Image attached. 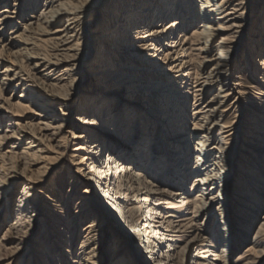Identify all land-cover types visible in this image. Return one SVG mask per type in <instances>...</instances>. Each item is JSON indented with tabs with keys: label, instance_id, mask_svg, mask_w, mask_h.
I'll use <instances>...</instances> for the list:
<instances>
[{
	"label": "bare ground",
	"instance_id": "6f19581e",
	"mask_svg": "<svg viewBox=\"0 0 264 264\" xmlns=\"http://www.w3.org/2000/svg\"><path fill=\"white\" fill-rule=\"evenodd\" d=\"M12 1L13 5L10 4ZM105 1L4 0L1 4L0 0L2 84L17 80L25 82L22 93L15 94L22 112L54 119L52 104L72 109L70 88L75 78L66 81L63 74L53 73L69 64L72 73L77 74L82 62L88 60L95 41L93 36L105 23L107 27L101 33V45L93 60L95 65L106 68L99 67V72H95L101 79L93 97L75 106L77 111L85 114L77 129L86 133L75 138L85 140L83 144H87L77 150L83 154L79 155L80 166L76 174L91 184L90 191L97 187L99 205L119 225L121 244L132 239L131 244L146 245L142 252L146 262L176 264L180 260L179 264H188L187 251L190 252L188 260L190 256L197 257L195 251L210 252L215 245L205 236L204 227L218 214L217 218L221 220L217 219L216 223L223 226L222 247L220 253L212 256L213 261L228 264L227 253L233 249L234 238L227 228L231 222L227 191L231 180L226 161L231 154L229 134L236 125L225 121L224 102L232 91L234 54L245 38L247 24L255 19L253 14L263 0H128L126 3L120 0L126 5L122 15L116 4L110 6L111 11L103 9ZM26 2L32 7L33 15H30L29 24L21 26L18 19ZM100 13L110 17L101 20ZM10 26L11 39L2 44L1 37ZM260 26L261 34L253 41L254 45L264 43V40L259 41L264 38V20ZM86 37L89 38V51L82 45ZM125 55L140 59L143 70L151 73L149 84L131 82L132 78L127 74H122L123 78L114 74L115 62L120 64ZM261 57L258 60L263 71L259 69L258 75L264 81V52ZM207 66L209 71L204 75ZM192 79H196V85L191 86L193 90L185 89L182 84ZM136 90H144L148 100L164 106L155 122L139 112L138 102L134 99ZM115 93L119 98L112 100ZM191 96L196 98L193 127L185 133L180 127V121L187 119L182 118V114L186 115L182 105ZM63 114L67 115L66 112ZM66 121L65 118L57 119L55 128L44 123L45 127L40 129L52 130L53 141L58 140V143L64 138ZM16 125L22 132L19 137L22 141L31 136V147L38 149L33 154L52 152L49 146L40 148L45 145L46 138L49 141L47 135L40 138L20 122ZM151 128L155 130L151 131ZM128 134L132 138L139 136V143L130 145L126 139ZM11 136H0V146H6V141L13 138ZM3 140L6 141L3 143ZM38 142L39 145L34 146ZM1 151L0 171L5 159H10L7 154H12ZM5 164L6 168L12 166L10 160ZM150 171L173 173L172 177L186 187L185 193H175L169 187L157 185L151 179L155 174ZM1 180L0 196L9 184L3 186ZM31 183L29 181L30 185L22 188L18 200L20 216L27 217L36 211L30 202L36 197ZM11 194L9 185L8 197ZM245 209L243 215L253 218L245 222L249 228L244 235L253 230L247 240L253 244L249 249L253 258L246 264H260L264 261V192L247 203ZM17 221L19 223L20 217ZM170 233L176 235L168 237ZM185 237H190L185 247L175 245L183 242ZM181 249L184 257L177 259Z\"/></svg>",
	"mask_w": 264,
	"mask_h": 264
},
{
	"label": "rangeland",
	"instance_id": "374dc122",
	"mask_svg": "<svg viewBox=\"0 0 264 264\" xmlns=\"http://www.w3.org/2000/svg\"><path fill=\"white\" fill-rule=\"evenodd\" d=\"M3 2L4 0L1 4ZM124 2L126 3L128 0H124ZM13 3V1L10 2L12 5ZM28 4L29 2H26L25 5L22 4L26 9V11L23 9L25 12L20 10L18 21L21 22V26L25 23L29 24L31 20L30 15L33 9ZM112 4L117 5L122 15L126 5L120 0L117 2L106 0L103 9L111 11L110 6H113ZM11 10L14 11V8L12 7ZM106 15L100 13V19L103 20L105 17L104 19L107 20L110 15ZM253 16L256 20L253 19L247 24L244 31L245 38L240 42L238 50L234 54L235 58L231 65L232 91H229L228 99L224 102L225 121L236 125V129L229 134V145H227L230 147L231 154L228 156L229 160L226 161L230 168L231 180V187L227 188L231 222L230 227L227 226V228L230 230L231 237L234 238L233 249L227 253L228 264H246L253 258V253L249 251L253 244L247 241L248 237L253 234V230H250L249 235H244V232L249 228L245 222L251 221L253 218L251 215L249 217L248 214L244 216L242 210H247L245 209L247 203L257 199L264 192V81L258 75L259 69L260 72L263 71L259 66L258 59L262 58L264 43L256 45L253 43L261 34L262 27L260 24L263 26L264 0ZM93 18L97 19V15H94ZM106 27L107 25L104 23L102 29L97 31L98 34L93 36L95 41L94 44L92 43L88 60L82 62L83 66H80L77 74L72 73L69 64L63 65L53 73V75L55 73L63 74L66 81L70 80L69 78H75V82L70 88L71 93H73L71 97L72 109L69 107L61 108L60 104L57 103L52 104L51 112L54 114L52 117L54 119H45L37 113L22 112L18 106V96L25 88V82L17 80L3 85L0 78V88L4 97V101L0 102V136L12 135L11 137H13L9 141L3 140V143L5 141L8 143L6 146H0L1 152H12V154H7L10 159H5L0 171L2 185L9 183L5 185L7 189L0 196L2 197L0 207V264H154L153 261L146 262L143 259L142 252L145 249V244L136 246L131 244L132 239H128L126 244H121L118 234L119 225L113 221L111 214L99 205L101 201L98 199L97 187H93L90 191L91 184L83 178L80 179L76 174L80 166L78 165L79 155L83 154L77 150L87 144H83L85 140L75 138V136L86 134L77 129L85 114L77 111L75 106L93 97L101 79V75L95 76V74L99 72V67L106 68V66L95 65L94 62L96 61L93 60L101 45L99 38ZM20 32H23V28H20ZM10 34L11 26L1 37L2 44L11 39ZM83 40L84 50L89 51V38L86 37ZM261 40L264 38H260L259 41L261 42ZM125 56L121 59L120 64L118 61L115 62L114 74L122 78V74H127L132 78L131 82L139 81L136 83L140 85L149 84L148 76L151 73L143 70L144 65L139 62L140 59ZM207 67L204 75L209 71V66ZM195 80L192 79L182 85L185 89L193 90L192 87L196 85ZM17 85H19L18 88ZM136 92L137 95H134V99L138 102L139 112L143 116L151 117L155 122V119L161 116L160 113L164 111V106L155 100H148L144 90H136ZM17 93L18 96L15 95ZM212 95L209 97L211 98ZM118 98V93L113 94L112 100ZM195 101L196 98L191 96L186 104L182 105V109L184 108L186 113V115L182 114V118L185 116L187 119L180 121V127L185 129V133L193 127ZM58 107L61 110H57ZM64 112L67 115H64ZM179 113L181 114V112ZM63 118L67 120L65 135L57 143L58 140L53 141L52 130L47 131L40 128H44L45 124H52V128H55L58 125L57 119ZM19 122L23 126L25 125L24 128L29 127L34 130L32 133L40 135V138L47 135L49 141L46 138L45 145H40V148L49 146L52 152L33 154L38 149L31 147V136L25 141L20 139L22 132L16 125ZM147 125L148 123H146ZM154 130L151 128V131ZM15 131L17 134L14 133ZM126 139L131 143L130 145L139 143V136L132 138L128 134ZM149 144L148 141L146 145L149 147ZM38 145L39 142L34 144V146ZM12 147L14 148L12 149ZM7 160H10L11 169L6 168L5 162ZM189 162L191 163V160ZM157 172L150 171V173L155 174L151 179L157 185L169 187L175 193H185L186 187H183L182 182L178 183L172 177L173 173ZM29 181L33 183V194L36 196L30 202L36 211L24 217L18 215V200L22 188L30 185ZM7 185L12 187L10 197H8ZM86 190L90 193L86 194ZM217 215L215 218L209 219L204 227L205 236L212 241L215 247L211 248L208 253H203V250L195 251L194 255L197 253V257L190 256L189 260L190 252L187 251L185 256L188 264H221L219 261H213L214 257L212 256L214 253H220L222 247L220 236L223 226L221 223H216L217 219L221 220L220 217L217 218ZM9 229L10 232H8ZM169 235L168 237H173L176 234L170 233ZM5 238L12 241L8 242ZM188 238L190 237L183 238V242H177L175 245L185 247ZM169 240H175V238H169ZM183 257L184 253L181 249L177 259H183ZM179 261L176 264H179ZM260 264H264V261Z\"/></svg>",
	"mask_w": 264,
	"mask_h": 264
}]
</instances>
